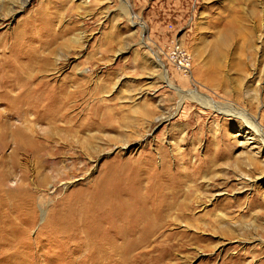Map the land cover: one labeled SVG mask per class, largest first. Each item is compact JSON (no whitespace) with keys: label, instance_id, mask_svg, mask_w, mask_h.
I'll use <instances>...</instances> for the list:
<instances>
[{"label":"rangeland","instance_id":"obj_1","mask_svg":"<svg viewBox=\"0 0 264 264\" xmlns=\"http://www.w3.org/2000/svg\"><path fill=\"white\" fill-rule=\"evenodd\" d=\"M0 264H264V0H0Z\"/></svg>","mask_w":264,"mask_h":264},{"label":"bare ground","instance_id":"obj_2","mask_svg":"<svg viewBox=\"0 0 264 264\" xmlns=\"http://www.w3.org/2000/svg\"><path fill=\"white\" fill-rule=\"evenodd\" d=\"M225 41L223 40L222 41V44H225L226 43ZM29 84L30 83H29V80H28L27 81V85L24 86L25 89H22L21 90V91L24 90L23 93L25 94V101L27 102V104L29 106L28 107L29 109H31L33 111L36 108L41 109L43 111L42 117L44 119H49V118H51V115L52 114L56 115L55 113H59L61 110L64 109L65 103L62 102V104L59 107V109L57 111L52 112V107H53L52 102H53V97L55 96L54 93H56V91L54 89L55 88L54 87L55 85L53 83H51V81H49V80L40 81L34 87H29ZM38 104H40L41 106H38L37 107ZM210 105L215 106V108L217 110H220V111H222L224 113H227L228 112V111L225 112L221 108V106H219L218 104H215L213 102H211ZM230 113H236V112H231L230 111ZM66 114H67L66 111L62 113L63 116H65ZM80 118L82 119V116ZM241 118L242 119H246L247 124L252 126L251 129L253 130L254 133L257 134V131L258 132H261L260 125L257 126V124L255 125V124H252V123H248L249 119H247L246 117H244L243 114H242V117ZM101 123H109V120L104 117L101 120ZM69 124L71 126H79L81 128L87 126L85 123L84 124H81L78 121V118H76V119H74L72 121H69ZM49 131H50V129L47 131L48 133L46 132V133H44V135L50 137L51 134L49 133ZM25 133L26 132H24V130H22L20 128L17 129V131L15 133H13V135L15 136V139H16V141L18 143H19V141L21 143V141H23V139L29 140V136L30 135H27V134L25 135ZM260 135H262V134H260ZM262 137H263V135H262ZM60 139L63 140V141H66V140H68V136L61 135V138ZM26 140H25V142H26ZM191 173L192 172H188L187 175L188 174L189 175H192ZM133 195H136L137 196L136 200L133 202V211L132 212H129V219L125 220L124 224L130 225V226H132L134 224H140V225H143L145 227H148L149 230L150 229L153 230L157 226L163 227L165 225H169L174 220L177 219V217H174L173 218V216L170 214V211L169 210L173 206H172V204H171L170 201H167L166 200L167 199L166 194L162 193V194L156 196L155 198H152L151 197L150 199H143L142 197H140L138 195V193H135V192H134ZM158 203H160V204H158ZM156 205H158V207H161L158 211H157V208H155ZM139 212H141V213H139ZM113 223H115V221H113ZM145 229H147V228H145ZM122 235H124V234H122Z\"/></svg>","mask_w":264,"mask_h":264},{"label":"built area","instance_id":"obj_3","mask_svg":"<svg viewBox=\"0 0 264 264\" xmlns=\"http://www.w3.org/2000/svg\"><path fill=\"white\" fill-rule=\"evenodd\" d=\"M183 53L184 51L180 47V45L177 42L172 41L169 47V54L173 58V60L178 63L180 67L186 70L188 69L189 60Z\"/></svg>","mask_w":264,"mask_h":264}]
</instances>
